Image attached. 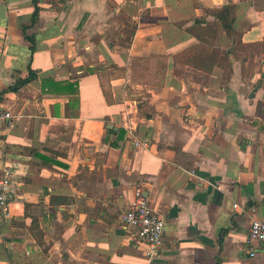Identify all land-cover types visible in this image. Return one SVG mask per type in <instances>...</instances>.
I'll return each instance as SVG.
<instances>
[{
    "label": "crops",
    "instance_id": "crops-1",
    "mask_svg": "<svg viewBox=\"0 0 264 264\" xmlns=\"http://www.w3.org/2000/svg\"><path fill=\"white\" fill-rule=\"evenodd\" d=\"M37 3L31 24V0H0V93L37 73L1 95L0 264H264L245 243L264 221V0ZM137 189L164 219L151 259L119 223Z\"/></svg>",
    "mask_w": 264,
    "mask_h": 264
},
{
    "label": "built area",
    "instance_id": "built-area-1",
    "mask_svg": "<svg viewBox=\"0 0 264 264\" xmlns=\"http://www.w3.org/2000/svg\"><path fill=\"white\" fill-rule=\"evenodd\" d=\"M10 113H3L0 119H12ZM131 128L128 127V130ZM146 145V142L137 143ZM12 171L8 164L0 160V213L4 218L10 216L9 206L12 201ZM236 209L237 205L234 204ZM122 229L136 242L145 246V256L155 257L163 241L164 219L153 211L140 189L135 190L134 199L129 208L120 214ZM247 256L254 259L257 255L255 245H264V221L253 219L246 236Z\"/></svg>",
    "mask_w": 264,
    "mask_h": 264
},
{
    "label": "trees",
    "instance_id": "trees-1",
    "mask_svg": "<svg viewBox=\"0 0 264 264\" xmlns=\"http://www.w3.org/2000/svg\"><path fill=\"white\" fill-rule=\"evenodd\" d=\"M32 5L34 7L33 13L31 15V24H34L38 19L39 14V7L37 0H31ZM226 12V13H225ZM229 8H224L221 12V14H218V19L221 22L222 26L226 30L228 34H231L232 32V20L228 16ZM26 39L31 44V50H33L34 40L33 38L26 37ZM37 79V73L30 68H28V75L24 79H17L14 84L10 85L6 90L2 91L0 93V101H1V95L5 92H18L21 88L29 84L30 82ZM51 82H43V88H45L47 85H50ZM54 86L58 87L61 91H69V94L75 95L76 94V88H74V84L67 83V82H60L55 83Z\"/></svg>",
    "mask_w": 264,
    "mask_h": 264
}]
</instances>
